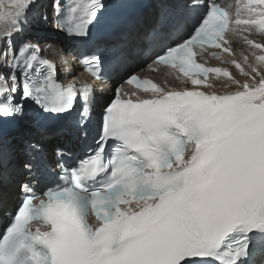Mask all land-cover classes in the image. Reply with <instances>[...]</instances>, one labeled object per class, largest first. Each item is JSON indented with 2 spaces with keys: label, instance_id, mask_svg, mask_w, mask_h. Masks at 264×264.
Returning <instances> with one entry per match:
<instances>
[{
  "label": "snow or ice",
  "instance_id": "obj_1",
  "mask_svg": "<svg viewBox=\"0 0 264 264\" xmlns=\"http://www.w3.org/2000/svg\"><path fill=\"white\" fill-rule=\"evenodd\" d=\"M260 6L264 0H247L241 19L238 4L233 20L210 0L187 38L161 48L153 61L178 68L190 86L174 90L129 74L125 82L146 95L125 99L117 90L88 143L96 89L62 83L38 40L17 42L30 25L49 20L40 13L41 0H0V125L23 117L26 104L38 117L76 113L85 142L73 164L60 149L53 162L40 140L26 142L23 167L30 179L20 185L21 202L0 232V264H255L257 248L264 250V69L258 67L264 55L255 50H264V43L238 33L264 36ZM51 8L57 30L87 42L106 4L53 0ZM123 39L130 44L134 37ZM151 39L158 44L159 34ZM233 40L252 49L257 63L244 56L246 71L235 59L217 52L212 57L234 65L243 81L195 62L193 48L205 45L233 56ZM111 59L126 62L123 45ZM105 62L95 52L81 59L101 80L108 79ZM209 73L227 78L223 92L208 82ZM4 162L0 148V169ZM41 173L54 178L38 194L32 181Z\"/></svg>",
  "mask_w": 264,
  "mask_h": 264
},
{
  "label": "bare ground",
  "instance_id": "obj_2",
  "mask_svg": "<svg viewBox=\"0 0 264 264\" xmlns=\"http://www.w3.org/2000/svg\"><path fill=\"white\" fill-rule=\"evenodd\" d=\"M47 1H49V0H41V2H47ZM5 2H7V0H5ZM41 14H42V12H40ZM52 15L50 14V17H51ZM146 18H147V14H146ZM49 20H51V18L49 19ZM49 20H48V23H49ZM177 22L178 21H176L175 22V25H177ZM35 25V29L32 31V30H29V32L26 34V36L25 37H18L17 38V42H19V40L20 39H31V40H38V41H40V39H41V33L42 32H46V30L45 29H49L48 31H47V35H46V38L48 39L47 41H48V55L47 56H51V55H53V51H55L56 49H58L59 47H60V44H61V40H60V38H58V37H60V35H57V34H55V36L52 38V37H49L48 35L50 34V31H52V29H53V26H52V21H51V23L49 24V25H44L43 26V24H42V22L40 21V22H38V23H35L34 24ZM139 28V27H138ZM144 29V28H143ZM143 29H142V31H143ZM255 40L256 41H258V42H261V43H264V36H261V35H257L256 37H255ZM47 43V42H46ZM40 45H42V43L40 42ZM237 48H245L244 46H242V45H240L238 42H236L235 44H234ZM251 52H252V50L251 51H248L247 52V55H251ZM256 52V51H255ZM258 52H262L263 54H264V50H262V49H260V50H258ZM253 63H257L256 61H254V60H251ZM246 66V65H245ZM258 66H261V65H258ZM263 66V65H262ZM117 68L118 67H112V68H110V75L111 74H113L115 71H117ZM248 69H246V71H247ZM239 73H240V71H239ZM235 74H238V72H235ZM239 76V80L240 81H243L244 79H245V77L243 76V75H238ZM173 84L174 85H179L180 83H179V81H174L173 82ZM215 84L217 85L216 86V90L218 91V92H223L225 89H221V88H219V85H221V82L220 81H216L215 82ZM80 143V145L82 144V142L80 141L79 142ZM13 190L14 191H16V188L14 189L13 188ZM3 194V193H2ZM14 206V205H13Z\"/></svg>",
  "mask_w": 264,
  "mask_h": 264
},
{
  "label": "rangeland",
  "instance_id": "obj_3",
  "mask_svg": "<svg viewBox=\"0 0 264 264\" xmlns=\"http://www.w3.org/2000/svg\"><path fill=\"white\" fill-rule=\"evenodd\" d=\"M42 5H43V2H42ZM40 10H42L44 13L46 12L45 9H44V6H43ZM34 29H35L34 24L29 26V30H32V31H33ZM41 47H42V46H41ZM43 50H44V51H43L44 53H45V51H47V45L44 47ZM261 68L264 69V67H261Z\"/></svg>",
  "mask_w": 264,
  "mask_h": 264
}]
</instances>
